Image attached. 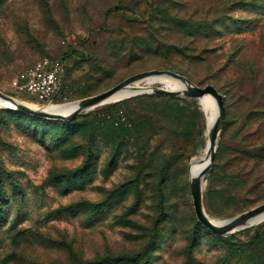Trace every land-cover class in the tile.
Here are the masks:
<instances>
[{
    "label": "rangeland",
    "instance_id": "obj_1",
    "mask_svg": "<svg viewBox=\"0 0 264 264\" xmlns=\"http://www.w3.org/2000/svg\"><path fill=\"white\" fill-rule=\"evenodd\" d=\"M44 57L66 63L57 102L150 69L214 85L226 117L204 207L226 220L264 202V0H0V89L42 103L12 80ZM76 117L0 105V264H264V220L221 237L195 214L198 98L139 93Z\"/></svg>",
    "mask_w": 264,
    "mask_h": 264
},
{
    "label": "water",
    "instance_id": "obj_2",
    "mask_svg": "<svg viewBox=\"0 0 264 264\" xmlns=\"http://www.w3.org/2000/svg\"><path fill=\"white\" fill-rule=\"evenodd\" d=\"M150 76H166L167 78H171L177 81L178 83H180L182 85V88L170 89L162 85L142 88V87H137V85H135L139 81ZM123 89H139L131 96L146 92L165 94L172 97L183 95L191 98H200L207 94L212 95L216 100L218 112L214 122L207 131V137H208L207 145L209 148V152L206 154L204 158L200 160V162H206V165L201 170H199L197 174L195 175L190 174L191 175L190 188L193 197V206H194L195 214L198 220L205 227L209 228L210 230H212L214 233H216L221 237L228 236L229 234L233 233L236 230L249 226L250 222L258 216H262V215L264 216V202H263L230 219H226L225 222L216 223L213 221V218L210 217V215L207 213L204 207L203 189L206 184V176L210 174L213 169V165L216 157V149L218 146V138L220 136L226 117V106H225L224 95L218 90L217 87H215L212 84H208L206 86H200L188 76L180 72L174 71L172 69H150L130 75L129 77L125 78L118 84L114 85L113 87L101 93L87 96L78 100L76 107L68 113H54L42 108H35L29 105L28 103L24 102L23 100H20L10 94L5 93L1 89H0V99L4 103L0 105L8 109L32 114L39 117L72 121L75 119V117L78 114H80L84 110L97 106L104 100L108 99L109 97H111L112 95ZM263 220L264 217L262 221Z\"/></svg>",
    "mask_w": 264,
    "mask_h": 264
},
{
    "label": "bare ground",
    "instance_id": "obj_3",
    "mask_svg": "<svg viewBox=\"0 0 264 264\" xmlns=\"http://www.w3.org/2000/svg\"><path fill=\"white\" fill-rule=\"evenodd\" d=\"M154 83H160V85L162 84V86L168 87L170 89L182 88V85L180 83H178L177 81H175L171 78H167L166 76H150V77H147V78L139 81L135 85H137V87L143 88V87H150ZM138 90L139 89H123V90L115 93L114 95H112L108 99L104 100L103 102H101L97 106L117 102V101H120L122 99L128 98L132 94L137 92ZM198 99H199V104H200L201 109L206 114L207 131H208V129L210 128V126L212 125V123L214 122V120L217 116L218 111H217L216 100L210 94L204 95ZM23 101L28 103L29 105L35 107V108H42V109H45L47 111L54 112V113H68L71 110H73L77 105V101H75V102H57V103H50V104H42V103H36V102H31V101H26V100H23ZM2 103H4V102L0 99V104H2ZM208 152H209V148H208V145L206 144V146L202 150V158H204ZM202 158L196 160L191 165V167H190V174L191 175L197 174L199 172V170H201L206 165V162H200V160ZM263 217L264 216L262 215V216H258L256 218H254L250 222L249 226L256 225V224L260 223L262 221ZM213 221L216 223H222V222H225L226 220H219V219L213 218Z\"/></svg>",
    "mask_w": 264,
    "mask_h": 264
},
{
    "label": "built area",
    "instance_id": "obj_4",
    "mask_svg": "<svg viewBox=\"0 0 264 264\" xmlns=\"http://www.w3.org/2000/svg\"><path fill=\"white\" fill-rule=\"evenodd\" d=\"M65 73V61L44 57L20 71L13 78L12 86L36 95L43 104L57 103L55 97L60 93L63 100L67 99L63 96Z\"/></svg>",
    "mask_w": 264,
    "mask_h": 264
},
{
    "label": "trees",
    "instance_id": "obj_5",
    "mask_svg": "<svg viewBox=\"0 0 264 264\" xmlns=\"http://www.w3.org/2000/svg\"><path fill=\"white\" fill-rule=\"evenodd\" d=\"M110 10H111V9H110ZM110 10H108V13L110 12ZM66 74H67V70H66L65 75H66ZM161 95H165V94H161ZM63 96H66L67 99H68V97H70L69 83L67 82L66 76H65V80H64ZM166 96H168V95H166ZM170 97H172V96H170ZM60 121H61V120H60ZM75 121H77V117H76L74 120H72V121H62V122L71 124V123H74ZM225 238H227V237H225ZM255 238H256V236H254V237L251 239V241H255ZM86 264H92V262H90V263H86Z\"/></svg>",
    "mask_w": 264,
    "mask_h": 264
}]
</instances>
